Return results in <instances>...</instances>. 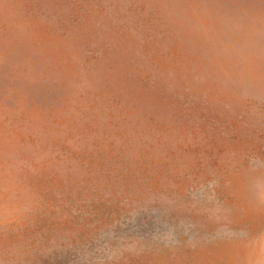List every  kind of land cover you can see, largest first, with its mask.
Wrapping results in <instances>:
<instances>
[{
	"label": "rangeland",
	"instance_id": "374dc122",
	"mask_svg": "<svg viewBox=\"0 0 264 264\" xmlns=\"http://www.w3.org/2000/svg\"><path fill=\"white\" fill-rule=\"evenodd\" d=\"M0 264H264V0H0Z\"/></svg>",
	"mask_w": 264,
	"mask_h": 264
},
{
	"label": "crops",
	"instance_id": "0c3cea01",
	"mask_svg": "<svg viewBox=\"0 0 264 264\" xmlns=\"http://www.w3.org/2000/svg\"><path fill=\"white\" fill-rule=\"evenodd\" d=\"M222 2V1H221ZM229 3V2H228ZM225 6H228L227 4H225ZM230 8V7H229ZM255 13V12H254ZM257 13V12H256ZM252 14H253V11H252Z\"/></svg>",
	"mask_w": 264,
	"mask_h": 264
}]
</instances>
